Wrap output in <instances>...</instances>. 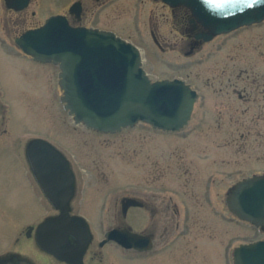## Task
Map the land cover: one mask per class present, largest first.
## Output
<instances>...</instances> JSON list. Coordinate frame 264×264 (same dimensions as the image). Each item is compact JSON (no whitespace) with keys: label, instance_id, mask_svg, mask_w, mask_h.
Segmentation results:
<instances>
[{"label":"rangeland","instance_id":"obj_1","mask_svg":"<svg viewBox=\"0 0 264 264\" xmlns=\"http://www.w3.org/2000/svg\"><path fill=\"white\" fill-rule=\"evenodd\" d=\"M74 1L32 0L14 11L0 0V256L61 264L25 236L29 225L59 213L29 157L33 140L43 139L76 179L70 212L90 225L87 264H231L232 245L264 237L232 219L226 204L237 181L264 173V22L192 46L188 18L160 0H81L82 25L137 44L152 80L182 78L200 94L179 132L140 123L102 133L75 123L65 109L59 68L29 59L15 42L50 15L68 13ZM124 197L148 207L124 216ZM169 218L173 226L156 225ZM125 225L158 234L168 228L174 240L144 253L100 246L106 231Z\"/></svg>","mask_w":264,"mask_h":264},{"label":"water","instance_id":"obj_2","mask_svg":"<svg viewBox=\"0 0 264 264\" xmlns=\"http://www.w3.org/2000/svg\"><path fill=\"white\" fill-rule=\"evenodd\" d=\"M172 6L186 5L206 29L198 35L211 40L216 35L240 26L264 20V0H165ZM30 0H7L15 9L28 6ZM77 7L79 4H75ZM79 7V6H78ZM74 10V8H73ZM25 52L62 67L63 101L75 114L78 123L104 132H117L145 121L164 130H180L192 117L198 97L184 80L152 82L141 67L140 50L111 31L72 27L62 15L50 17L45 25L26 31L16 39ZM29 154L38 177L62 214L48 218L39 230L41 245L59 258L83 264L82 256L90 240L89 224L82 216L69 215L67 162L49 143L34 140ZM63 173L61 181L58 174ZM227 203L241 219L264 228V176L238 182L230 189ZM138 204L134 198L124 200V210ZM78 239L71 259L63 245L68 235ZM115 240L126 247L151 248L150 236L128 229L114 228L103 243ZM236 264H264V240L242 244L235 250ZM22 264H31L23 262Z\"/></svg>","mask_w":264,"mask_h":264},{"label":"flooded vegetation","instance_id":"obj_3","mask_svg":"<svg viewBox=\"0 0 264 264\" xmlns=\"http://www.w3.org/2000/svg\"><path fill=\"white\" fill-rule=\"evenodd\" d=\"M180 9L183 10V12L181 13L182 17H184V19H187V17H188V21H189V16H190L189 15L190 14L189 10L187 8H184V7L180 8ZM72 17H70V20H71V22L74 25H80L82 23L81 17L80 18H78L76 16H72ZM202 30H203L202 26L198 25V27H196V28L193 29V32L198 33V32H201ZM194 44H196L195 41H193V45ZM136 198L138 200H140V202H139L138 206L137 207H134V208L144 209V208H147L148 207V204H147V202L144 199H142L140 197H136ZM45 220H46V218L43 221H41L38 224H36V225H29L27 227V230L25 231V236L27 238L33 240L34 244H36L38 246L40 245V243L38 241V238H39V226ZM172 220L173 219H170V218L169 219H162V220L156 219L155 222H156V225H159V222L161 221L166 226H173L174 223L172 222ZM125 226H129V225H125ZM125 226H123V227H125ZM130 229H132V228L130 227ZM154 231H142L145 234H152V240H153V248H152V250H154V248H156L160 244H161V246L163 248H168L169 246H171V243L173 242L174 238H171V235L168 233V231H169L168 228H166L167 233H163V234H158V233H155ZM160 238L162 240L161 241H158L157 239H160ZM72 243H75V239L74 238H71L70 239L68 247ZM70 249H72L71 246H70ZM126 250H133V251H136L137 253L148 252V251H139V250H136V249H126ZM152 250H150V251H152ZM44 253L47 255L48 259L50 258V261H52V263L59 262L61 264H72V262H70V261L61 260L60 258H58L57 256H55L51 252L49 253V252H45L44 251ZM8 256H10V254H7L5 257H8ZM24 257H25V259L29 260L30 262H32L34 264H46L44 262L43 263L39 262L38 259H35L33 257H30L28 254H26V256H24ZM72 258L73 259H78L77 253H73ZM4 261H5V263H3ZM22 262H23V257H17V258L8 257L7 259L0 258V264H21ZM84 263L87 264L86 255H84Z\"/></svg>","mask_w":264,"mask_h":264}]
</instances>
